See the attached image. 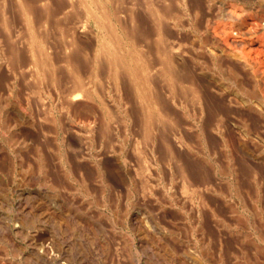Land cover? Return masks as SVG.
Returning a JSON list of instances; mask_svg holds the SVG:
<instances>
[{"label":"rangeland","instance_id":"374dc122","mask_svg":"<svg viewBox=\"0 0 264 264\" xmlns=\"http://www.w3.org/2000/svg\"><path fill=\"white\" fill-rule=\"evenodd\" d=\"M2 1L5 0H0V2ZM49 1L51 2V8L54 6V9L48 13L52 14L53 12L56 14V11H58V9L60 10V7H62L61 3L58 4L60 0ZM158 1H160L161 5H168L169 8V12L167 14L168 16L164 18L165 24L168 23L170 25L169 29V26L166 28L165 37L167 40L177 39L180 35L184 41L185 59L188 63L195 64V67L197 66L196 68H199V66L200 68L201 66L202 68L205 67L206 69H204L208 70L207 72H213L215 69L210 66L212 64L208 65L211 61L209 60L208 54L205 52L206 50L198 44V41L196 40L197 34L198 36L202 35L200 30L202 32V28L205 26V19L211 13L210 2L207 0H187L189 3V9L195 7L196 2L201 5L198 15L194 17V19H196L195 21H197L195 23L198 25L196 29H193V27H189L188 25V20H191V18L193 19V16H190L193 11L183 10L182 5L180 4L181 0ZM36 2L39 1L36 0ZM36 2V5L40 4V2ZM237 2L241 4V1ZM4 3L7 4L5 5L7 8H5V11L8 13V17L11 16V18L9 17L10 20L14 19L15 22H19L20 25L16 26L18 23L11 21L13 22L10 25L12 32H7L12 34L11 36H7L2 33L3 31L0 28V32L2 31L0 33V39H2L0 40V45H2L0 47V114L7 123H10L11 131H9L8 134L16 140L13 143H9L5 136L0 134V257H4L8 254L10 257L17 259L21 258L24 260L25 258V260H27L30 264H40V256L35 252L36 247L38 246L41 247V249H45V251L52 250V253L55 256H58L57 258L59 260L61 259L64 264H165L170 261L182 264L183 260H186L184 261V264H188L187 262L191 261L192 262L189 264H194L190 256H196L195 254L204 251L205 248H203V241L204 238H207L206 236L208 232H206L207 234H205V237L203 238L200 229L195 223L196 214L195 212L193 213V210L190 208L193 206L194 209L195 204L193 203L194 205H190L191 202L189 200L183 202V198L181 196V198L178 197L180 194L179 182L181 179L179 178L181 175H179L180 172L179 174L176 173L178 172L177 166H181V164H188V172H190V174L193 173L191 177H193V180L197 178L193 181L195 182L194 184H197L198 186L196 188L199 189L197 194L202 193L203 195L204 192L205 196H212H209L211 198L210 203L214 202L215 204L213 203L211 205H216L215 207L220 209L219 213L221 215H225L223 217L226 223L224 227L215 224L221 228V231L219 232L223 234L221 236V243L218 241L219 238H212L213 240L211 239L210 249L212 248L213 251L211 249V252L207 254L208 256L206 255L207 257L204 258L205 264H220L218 258L219 256L217 255L219 254L218 252H221L223 255L224 264H264V240L255 236L256 234L254 231L256 229L258 230L256 225H261L262 227L264 225V223H260L262 222L260 220V214L257 216L254 215L258 214L254 211V209H251L254 212H247L251 217V220H254L255 222L253 226L252 221L250 224H247L246 221H242L244 219L241 218V214L238 218H235V215L233 216L231 213L232 208H237L238 211L244 209L243 207L241 208V204L239 205V203H237L238 200L236 198H231L232 194L235 196L234 194H236V190L240 191L242 194L244 193V195H246L245 193L250 194L251 192V194H253L254 190H256L255 187L257 186L259 187L260 193H262L264 199V162L256 158V156L259 157L260 155H264V126L260 125L259 121L258 124L260 127L253 120H245L250 125L242 120L240 103L241 95L236 94L235 97L237 100L234 96V98L232 97L230 99V107L228 105L229 109L222 113L221 119L219 116L215 119L210 112H204L202 117H200L199 114L196 115L199 112L198 107L200 105V99L192 100L190 98L191 96H189L186 101V115H181L182 113L179 114L180 110H176L177 113H175V116L179 117L180 115L182 116L180 117L181 119L178 118V121H174V126L167 123L165 129L166 131H170L174 129L177 130L180 126V128L184 127L183 131L187 135L186 141L190 143L191 150L189 149L185 150L186 152H181V154L184 153L181 155L183 162L180 161L179 163L176 157L171 160V154L167 155L164 153V155V151L162 152L163 145L161 144L160 139V142L157 140L154 145L155 154H158L156 158H158L157 161L160 164H154L153 160H151V148L148 145H144L146 146L144 148L142 146L143 149H141L143 152L146 150V152H142L143 154L141 153L142 156H139L140 154H138L139 157H143V155L150 153L149 155L151 156L148 154V156L146 155L148 158H146V160L148 161L143 162V158H138L137 153L135 154L136 149H132L133 145H135V136L133 133H135L134 127L136 125L132 123L127 130L125 129L124 123L119 120L118 122L116 120V126L113 128L110 135H105V139L101 138V136L99 137L97 131V137L94 135H91V137L89 136L91 141L94 138L92 142L94 146L91 148L92 146L89 144V148L88 145H84V138L74 132V130H79V125L82 122L80 121L77 124L67 118L68 111L66 108L62 107L61 101L57 98V96L53 94L49 97L47 96L48 94L44 92L40 94L39 92L35 93L31 91L32 85L25 82L27 79L24 80L23 74L19 71L15 72L17 69L19 70L23 61L26 60L23 54L21 55L22 57L19 56L21 54L20 52L24 51L21 50L23 49L21 48L22 46L18 44L19 42L17 43V40L13 36V30L21 28L22 25L19 20L18 12L15 13V8L9 7L10 0H6ZM11 9H14L13 12ZM4 13L5 12H3V14ZM179 13L180 16L178 15ZM16 15L18 16L17 19L15 18ZM145 16L146 15L142 16L144 20L141 21V27L144 30L148 29L152 23L151 18H147ZM40 20L44 21L43 19ZM45 20L49 21L50 19ZM51 21L52 20H50L49 23L52 25L50 24L47 29L48 31L50 30L49 35L53 36L55 34V30L53 29L54 21ZM47 22L46 24L48 25L49 23ZM0 27H2L1 24ZM51 36L50 39L52 38L51 40L54 41L55 39H53V37L55 38V36ZM202 36H204V34ZM78 37V44L81 42V45H78V47L80 46L81 52H87V54L90 53L89 55L91 56L93 52H91V50H93L91 47L93 46L94 48L96 37L92 33L79 34ZM180 37H178V39ZM4 39H7L6 43L10 44L11 47L9 45L8 47L5 46L7 44ZM15 44L17 46H15ZM3 45L5 46L4 48ZM9 47L14 54L19 49V54L17 52L16 55H10L13 53H8L9 55H7V52H11L10 49H8ZM204 54H206V56ZM13 56L16 57V60L22 59L20 60L22 63H16L15 59H12ZM17 57L19 58L17 59ZM202 57H204V59ZM10 58L17 64V66L16 64L14 66V63L11 62V60H8ZM23 58H25V60ZM7 61L11 63L12 66H9ZM206 61H208L207 64ZM10 67H13V70ZM210 72L208 75H210ZM16 73H21V75ZM104 84H106V81ZM108 90L110 95H108L106 101L112 107V112L115 113L114 115H119L124 108L118 103H115L112 99L113 96L118 98L119 94H117L115 90L111 89L110 83ZM120 97L124 103V101H126L124 94H121ZM238 100L239 102H237ZM226 104H229V100ZM206 106L207 104L205 103V107ZM18 107H21L24 111H26L30 117H18L15 109ZM173 108L176 109L175 106H173ZM128 109H130V111L134 109L132 102H128ZM52 114H55L59 117V119H61L58 125L61 128H57V126L50 120L51 118L49 119V117H52ZM83 115L86 116L84 113ZM217 119L218 121H216ZM214 120L215 122H219V120L221 122L222 120L221 124L226 121V123H229L230 127L226 126L227 128L215 129V124H213L215 123ZM241 121L246 123V129L244 128V131H249L247 132V136L246 132H242L241 130ZM198 124L200 126L199 128ZM168 125L170 127H168ZM58 129H65V131L56 132ZM199 129L202 130L200 131ZM202 131L203 134L200 133ZM68 133L70 135H68ZM69 136L70 138H68ZM121 143H123L122 145L124 147H121ZM132 143L133 145L130 146ZM99 144L102 150L99 148ZM118 146L119 150L122 148L121 151H118ZM110 149H115L117 152L114 150L113 153ZM156 149L158 150L156 151ZM56 150L58 152H56ZM133 151L135 155L133 154ZM102 152L103 154L100 155ZM65 153H69L68 156H71L68 160L70 162L69 166L71 171H73L70 178L66 179H64L65 177L60 176V174H63L62 172L64 170L61 166V160H59L60 157L58 156L63 154L65 158ZM79 153L83 155L82 158L78 157L80 155ZM88 153H91L94 156L92 157ZM109 153L112 154L109 155ZM75 157L80 159L79 162H77L79 164L74 162L76 159ZM127 157V161H122V159L126 160ZM171 157H173V155ZM39 158H42V161H40L44 163L45 166V170L43 171L39 168ZM117 158H120L121 160H116ZM167 158L170 161L168 160V162H166ZM138 159H140V163H142L143 166L146 165L145 168H141L142 174L149 167V175L146 174L148 170L145 173L147 176L139 173L137 175V173H135L137 169L139 170V168L142 167V164H140L139 161L138 163L141 166L136 162ZM94 160H100L105 166L103 169L107 172L106 174H108L107 176L110 184H108L109 186H107L106 189L103 187V183H101L100 178H98L99 175L96 171V164ZM175 160L177 162H175ZM117 161L122 164L125 162V165L130 164L128 166L129 168H127L129 170L122 171L119 168L118 172ZM151 164H154V169L151 168ZM133 165H137L136 169ZM52 168L56 169L54 174H51L53 171ZM84 173H86L84 177L89 180V182H87L89 184V192H85L79 187L80 175ZM231 174L235 179H231ZM178 175L179 178L177 177ZM142 177L146 180L144 179L143 181ZM56 180L58 183L60 182V185L56 183ZM131 180L134 183L131 182ZM200 180L202 183H199ZM207 180L213 184L212 188H210L211 184L209 185V182L207 184L208 187L206 185L204 188L203 181L205 184L207 183ZM146 181L147 183L143 184ZM228 181L231 182V188ZM238 181L240 183H238ZM51 183L55 185L57 184L59 187L56 186L55 189H59L57 191L60 192V194L58 193L55 196L56 203L55 201H51L54 202L52 203L53 206L51 205L54 208V214H52L54 219H52L53 217L50 214H46L47 212H45V214L41 216V219H39L40 221H38V214H36V211L33 208L22 207L21 200L23 199L21 196L26 193L32 198L39 196V201L47 204L51 200V193L55 192L51 187L53 185H51ZM146 184H148V186ZM141 185H144V187L146 186V191L148 192L141 191L143 189ZM140 187H142V189ZM206 187L210 188L212 191L210 192V190H208L209 193L206 192ZM198 189H196V191ZM201 189H203V191ZM229 193L230 195L228 196ZM59 195L61 196L58 197ZM226 197H229L230 199H227ZM57 198L63 200L65 207H61L59 205L60 203L57 201ZM10 199L15 200L13 205L9 204L8 200ZM213 199L214 201H212ZM263 199H261L262 206H264ZM170 201L172 203H170ZM196 201L198 200L196 199ZM246 204L245 205L248 208H252L254 206L253 203L250 204V201H247ZM230 207L232 208L229 213ZM180 208H182V210ZM201 208L202 210L204 209V213L202 212L204 218L202 220L203 223L201 222V224H204L206 227V225L210 223L211 225H209L210 227L212 226V230L214 231V222L212 221H215V217L212 215L211 211H209L210 208L207 206L205 207L204 205L203 207L201 206ZM119 222H121L122 225ZM220 228L218 229L220 230ZM252 228L254 234H251L253 233ZM263 229L264 228H262V230ZM40 244L43 245V248ZM58 247H60L61 252H59L60 249ZM217 248L218 250L220 248V250L218 251ZM257 248L259 249L258 251ZM221 249L223 251H221Z\"/></svg>","mask_w":264,"mask_h":264},{"label":"bare ground","instance_id":"6f19581e","mask_svg":"<svg viewBox=\"0 0 264 264\" xmlns=\"http://www.w3.org/2000/svg\"><path fill=\"white\" fill-rule=\"evenodd\" d=\"M34 1L36 2V0ZM34 1L10 0L9 7L15 8L16 10L15 13L18 12L19 20L22 25L21 28L17 30H13V34H14L13 36L17 40V43L19 42L18 44L22 46L21 48L23 49L21 50L24 51V52H20V50L18 49V51L21 53L19 56L23 54L26 58V60L25 58H23L25 61H23L22 66L20 67L18 66L19 70L17 69V71L15 72L19 71L23 74L24 80L27 79V81L25 82H27V84L32 85L31 91L35 93L39 92L40 94L44 92L48 94L47 96L49 97L50 95L55 94L57 98L61 101L62 107L67 109L68 111L67 118L77 124L80 121L82 122L79 125L80 127L79 130H74V132L77 135L84 138L83 139L84 145L86 144L89 146V144H91L92 146L91 148H93L94 144H92V142L94 138L91 141L90 138L91 135L97 137L96 131L98 132L99 137L101 136V138H104L105 135H110L111 132L113 131V128L116 126V123L119 120L124 123L125 129L127 130L132 123L136 125L134 127L135 133L132 132L135 136L134 138L135 145H133L132 143L130 146L133 145L132 149L133 148L136 149L135 154L137 153L138 158H143L142 159L143 162L148 161L146 160L147 158L146 155L147 154L149 155L151 153L152 156L149 155L152 158L151 160H153L154 164L158 163L157 161L158 158H156L158 154L157 155L155 154L154 145L156 141L157 140L159 141L160 139L161 144L163 145V150L161 149L162 152L164 151L163 154L164 153L167 155L171 154L170 155L171 160L172 158L176 157L180 163V161L183 160L181 159V155L184 154V153L181 154V152L185 150H189L191 148L190 143L186 141L187 135L183 131L184 127L180 128L181 127L180 126L179 128H177V130L174 129L170 131L168 130L166 131L165 127L167 126V123H169L171 126H174L173 125L174 121L176 122L178 121V118L182 117L180 115L179 117L175 116V113H177L176 111L177 109L180 110L179 114L182 113L181 115L184 114L186 115V101L189 96H191L190 98L192 100L200 99V105L198 107L199 112L196 115L199 114L200 117H202L204 112H210V114L213 115L215 119L218 116L221 119L222 113L227 111L230 107V103H231L230 99L233 96L235 97L236 94L241 95L240 103H241L242 120L245 121L247 119H250L256 122V124H258L259 121L260 125L264 126V0H207L208 2H210L211 5V13L205 19L206 20L205 26L204 28H202V32L200 30V33L202 35L204 34V36H202L201 34H200L201 36H198L197 34L196 40L198 41V44H200L206 50L205 52L209 56V60L211 62L208 65L212 64L210 66H212V68L215 69L213 72L209 71L210 75H208L209 72H207L208 70H205L206 69L205 67H204L205 69L202 68V66L201 68L200 66L199 68H196L197 66L195 67V64H189L188 61L185 59L184 41L180 37L179 33H178L179 35L178 37H180L179 39L177 37V39L175 38L174 40H167V38L165 37L166 28L167 26H169L168 27L169 29L170 25L167 22L166 23L168 25L165 24L164 18L168 16L167 14L169 12L168 10L169 8L168 5H161L160 1L158 0H142V1L141 0H126V1L125 0H60L58 4L61 3L62 7H60V10L57 8L58 11H56V14L53 12L52 14L48 13L51 12L52 9H54V6H52L53 8H51L50 5L51 2L49 0H38L40 2L39 5H36ZM237 1H241V4L238 3ZM4 2H6V0L0 2V24L2 25V27L0 28L3 31V32L1 31L2 33L6 34L7 36L9 35L11 36L12 34H9L7 32L10 33L12 32L10 25L11 23H13L11 21L15 22V20L14 19L10 20L11 16H9L10 18L8 17V13L5 11L6 8L5 5L7 4ZM180 2L183 10L193 11L192 14H190V16H193V19L191 18V20H188L189 22L188 25L189 27L191 26L193 27V29L194 28L196 29L198 24L195 23L197 21H195L196 19H194V17L198 15V11L201 7L200 3L196 2V6L194 5L195 7L189 9L188 8L189 3L187 2V0H181ZM3 12L5 13L3 14ZM143 15H146L145 17L151 18L152 20L151 26L146 30H144L141 27V21L144 20V18L142 17ZM178 15L180 16V13ZM17 17L18 16L16 15L15 18L17 19ZM35 17H36V21H35ZM44 18L54 21L53 23L54 27L53 26L52 27L55 30L54 32L55 34L53 35L55 36V38L49 35L50 30L48 31L47 29L49 28L48 26L51 24L49 23L50 20L48 21L45 20ZM40 19H43L46 22L48 21L47 23L49 24L47 25L46 22ZM15 23H18V25L16 24L13 25L16 26L20 25L19 22H15ZM90 33H92L96 37L94 48L92 46L91 49L93 50L90 49L91 52L93 51L91 56L89 55L90 53L87 54V52L86 53L81 52L80 46L78 47L79 44L81 45V42H79L78 44V39H77L79 38L78 37L79 34H90ZM50 36L53 37V39L55 40L52 41L51 40L52 38L50 39ZM6 40L7 39H4L5 43ZM8 45L11 47L10 44H7L5 46L8 47ZM1 46L2 45H0V47ZM5 46L3 45V48ZM15 46L17 45L15 44ZM10 47L8 49H10ZM8 53H13L10 55H16V53L14 54V52L12 51L7 52V55H9ZM206 54L204 55L206 56ZM204 57L202 58L204 59ZM15 58L16 57L14 56L12 57L13 60ZM18 58L19 57H17V59ZM8 60H11V58ZM20 60L15 59V62L19 63ZM11 62L13 61L11 60ZM15 62H13L14 66L16 64ZM207 62L208 61H206V64ZM7 63L9 62L7 61ZM20 63H22V61ZM10 64L11 63H9V66H12V64L11 65ZM10 68L12 69L13 67ZM21 73H16V74L21 75ZM105 81L106 84H104ZM109 83L111 89L115 90L116 93L119 94L118 98L116 96L112 97L113 101L115 103H118L120 106L124 108V110L121 111V113L116 116L114 115L115 113L112 112V107L106 101L108 95H110L108 90ZM121 94H124L126 98V101H124V103L122 102V99L120 97ZM228 100H229V104H226L228 103ZM239 100L237 102H239ZM128 102H132V106L134 107V109H132L131 111L130 109H128ZM205 103L207 104L206 107H205ZM173 106H175L176 109H174ZM15 109H16V115L18 117H30V115L27 114L26 111H24L21 107ZM83 113L86 114V116L83 115ZM49 119L57 126V128H61L60 126H58L59 121H61L59 117H57L55 114H52V117H49ZM216 121H218V119ZM243 121H241V130L242 132H246L244 131V128L246 127L245 124L248 122L245 121L246 122L245 123ZM221 122L219 120V122L213 123L215 124V129L216 128L223 129V128H227L226 126H229V123H226V121L222 124ZM199 124H198V128L200 127ZM168 127L170 126L168 125ZM247 127L250 128L249 126ZM199 130L201 131L202 129ZM9 131H11L10 123H7L4 120V118L1 117L0 114V134L5 136L6 140L9 143L10 142L13 143L16 140L13 137H10V135L8 134ZM61 131H65V129H58L56 132H61ZM247 132L249 131L247 130ZM247 132H246V136L248 134ZM200 133L203 134V131ZM68 135L70 134L68 133ZM68 138H70V136ZM122 144L123 143L120 144L121 147L123 146ZM144 145L150 146L151 151L150 153L143 155V157H139L142 156L144 152H146V150H144V152L142 150L144 147H146ZM119 146H118V151H121L122 148L119 150ZM99 148L101 149L100 144H99ZM112 149L110 150L111 152L114 153L115 149L114 150ZM157 150L158 149H156V151ZM56 152L58 151L56 150ZM68 154L69 153L67 154L65 153L66 159L64 158L63 154L58 155L60 157L59 160H61V166L64 170V171L62 170L63 174L62 175L60 174V176L65 177L64 179L70 178V176L73 174L72 173L73 171H71V168L69 166L70 162L68 160L69 157L71 156H68ZM79 154L80 155L78 157L82 158L83 155H81V153ZM102 154L103 152L100 155ZM111 154L112 153H109V155ZM138 154L140 155L138 156ZM89 155H91L92 157L94 156L91 153ZM172 155L173 157H171ZM79 158L75 159L74 162L76 164H79L77 163L80 160ZM120 158H117L116 160ZM256 158L264 162V155H260L259 157L256 156ZM41 159L42 158H39V161ZM127 160L128 157L126 160L122 159V161H127ZM168 160L169 159L167 158L166 162H168ZM41 161L40 163L39 162L38 163L40 164L39 165L40 170L43 171L45 170V166L44 163H42ZM138 161L140 163V159H138L136 162L138 163ZM175 162L177 161L175 160ZM124 163L122 164L117 161L118 172H119V168L122 171L129 170L127 168H129L128 166L130 164L125 165ZM139 163L138 165L142 164ZM95 164H96L95 166L96 171L99 175L98 178H100L101 183H103V187L106 189V187L109 186L110 184H109V178L107 176L108 174H106L107 172L103 169L105 166L102 164L100 160L95 161ZM154 164H151L152 167L150 165L149 166L153 168ZM187 165L188 164L185 165L181 164V166L180 165L177 166L176 164V166L178 167L177 170L178 172L176 173L179 174L180 172L179 175H181L180 178L179 175L177 176L179 179H181V181L179 182L180 194L178 197L181 196L183 198V202L189 200L191 202L190 205L195 204L194 209L193 206L190 207L193 210V213L195 212L196 214L195 223L200 229L203 238L205 237V234H207L206 232H208L206 236L207 238H204L203 241V245H204L203 248H205L204 251L195 254L196 256L193 255L190 256L194 264H205L204 258L208 256L207 254H209L211 252L210 250L212 249V248L210 249V243L213 240L212 238L214 239L219 238L218 241H220L221 243V236L223 234L219 232L221 231V228L216 225L222 227L225 226L226 223H225V219L223 218L225 215L224 214L221 215L219 213L220 209L215 207L216 205L215 206L211 205L214 203V202L210 203L211 202L210 197L212 196L210 195H209L210 197L208 195L205 196L204 192L203 195L201 192H200L201 194L199 193L197 194V192H199V189L196 188L198 187L197 184H194L195 182H193L197 178L193 180V177H191L193 173L190 174V172H188L189 169H187ZM136 166L134 167L135 169ZM145 166H143L142 164V167H140L139 170L137 169L135 173H137V175L138 173L142 174L141 168L143 167L145 168ZM148 168H147L148 171L146 170L147 173L146 171H144L142 175L145 176L146 174H148L149 172ZM55 170L56 169H53L52 173L51 172L50 173L54 174ZM85 174L86 173L81 174L80 180L78 179L80 185L79 187L83 191L89 192L88 190L89 184L87 183L89 182V180H87V178L84 177ZM231 176H230L231 179H235L232 174ZM144 179L145 178H143V181ZM131 182L133 181L131 180ZM206 182L207 183L204 184L203 181L204 188L208 184V182L209 185L211 184V182L208 180ZM56 183L60 185L59 184L60 182L58 183L57 181ZM145 183H147V181L144 182L143 184ZM199 183H202L201 180ZM230 183L231 182H229L228 184L230 185ZM238 183L240 182L238 181ZM52 184L53 183H51V185ZM57 184L56 185L53 184L51 186L55 192L51 193V200L49 201V203L47 204H45L44 202L41 203V201H39L40 198L39 196L32 198L30 195L26 193V194H22L21 196L23 199L21 200L22 207L33 208L36 211V214H38L39 217L38 221H40L39 219H41V216L45 214V212H47L46 214H50L52 216V214H54V208L52 207L53 206L52 203L54 202L51 201H55L56 203L55 196L58 193L60 194V192L57 191L59 189H55V187L58 186ZM146 185L148 186V184ZM212 185L213 184H211V187L210 186L209 187L212 188ZM141 186L143 187V189L145 188L143 190L142 187H140L142 189L141 191L148 192L146 191V186L145 187L144 185ZM245 186H241V187H245ZM210 188H207L206 192H208ZM196 189L198 190L196 191ZM203 189L201 190L203 191ZM255 189L256 190H254L253 194H251L252 192L251 193L249 192L250 194L245 193L246 195H244V193L242 194L240 191L236 189H235L236 192L232 191L235 192L236 194H234L235 196H233L232 194L231 198H236L238 200L237 203H239V205L241 204V208L243 207L244 209L242 210L240 208L241 211H238L237 208L233 209L232 207L234 206L231 205L232 207L229 208V213L232 211L231 213L233 214V216L235 215V218H238V216H240L241 214V218L244 219L242 221L244 222L246 221L247 224L248 223L250 224V222L252 221L251 217L247 213V212H251L252 211L251 209H254V211L258 213L254 215L257 216L260 214V220L262 221L260 223L262 224L264 223L263 222L264 206H262L261 203L262 202L261 199H263V195L262 193H260L259 187L256 186ZM211 191L212 190H210V192ZM229 195L230 193L228 194V196ZM60 196L61 195H59L58 197ZM226 198L228 199L229 197ZM57 199H58L57 201H59L60 203L58 204L61 207L62 206L65 207L63 204V200H60V198ZM196 199L199 202L196 201ZM8 201L9 204L12 205L15 202L14 199H10ZM212 201H214V199ZM247 201H250V204L253 203L254 206L252 208L250 207L248 208L246 206L248 205L246 204ZM170 203L172 202L170 201ZM203 205L205 207L206 206L209 207L210 210L207 208L206 209L211 211L212 215L215 217L214 219L215 221H212L214 222V224L212 223L214 231L212 230V226L210 227L211 225L210 223L206 225V223L204 222L206 227L204 226V224H201V222L203 223L202 220L204 218L203 215L204 209L202 210L201 208V206L203 207ZM180 209L182 210V208ZM243 211H244V215L247 213L245 216L243 215ZM219 214L222 216V218ZM52 217H53L52 219H54V216ZM252 222L254 226L255 223L254 220ZM119 223L121 224V222ZM257 226L259 225H256V228H258V230L256 229L257 232L256 230H254L256 234L255 236H258L261 240H264V229L262 230V228H264V225L263 227L261 225L259 227ZM218 228H220V230ZM252 232H253V228H252ZM251 234H254V232ZM40 246H42L43 248V245L40 244ZM58 248L60 249V247ZM222 249L221 251H223ZM259 249L257 248V251ZM35 252L40 256V264H64L61 259L60 260L62 262L57 258L58 256H55L52 253V250L45 251V249H41V247L37 246ZM59 252H61V249ZM218 253L219 254L217 255L219 256L218 257L219 263L222 264L224 260L223 255L221 254V252ZM184 261L186 260H183L182 264L185 263ZM191 262H187V263L189 264ZM0 264H30V263L27 260H25V258L24 260H22L21 258L17 259L14 257H10L7 254L4 257H0ZM165 264H177V263H175V261H170V262H166Z\"/></svg>","mask_w":264,"mask_h":264}]
</instances>
